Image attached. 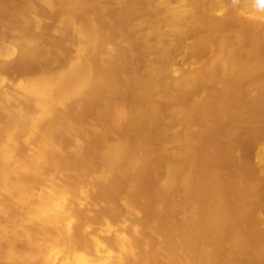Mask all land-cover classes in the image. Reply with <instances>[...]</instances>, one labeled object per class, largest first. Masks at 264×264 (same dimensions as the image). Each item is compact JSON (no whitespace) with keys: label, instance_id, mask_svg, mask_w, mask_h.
I'll return each instance as SVG.
<instances>
[{"label":"bare ground","instance_id":"obj_1","mask_svg":"<svg viewBox=\"0 0 264 264\" xmlns=\"http://www.w3.org/2000/svg\"><path fill=\"white\" fill-rule=\"evenodd\" d=\"M115 2L133 15L108 19L104 0H0V264H264V240L252 260L249 239L264 231V143L254 178L233 130L227 169L203 150L211 114L264 90V0ZM223 9L255 26L248 42L243 27L214 37ZM190 26L191 47L214 51L173 76L161 48ZM38 59L39 74L4 87L13 61Z\"/></svg>","mask_w":264,"mask_h":264},{"label":"rangeland","instance_id":"obj_2","mask_svg":"<svg viewBox=\"0 0 264 264\" xmlns=\"http://www.w3.org/2000/svg\"><path fill=\"white\" fill-rule=\"evenodd\" d=\"M116 0H104L105 6L103 13L110 20L120 21L127 20L133 12L129 8L122 9L116 4ZM173 5L178 4V0H170ZM137 11L145 14L148 12V6L145 2L137 3ZM42 8V7H41ZM94 9H90L93 12ZM58 11L45 12V24L54 22L58 17ZM219 28L214 31V37L217 39L221 37H228L232 31L243 27L246 31V39L248 42L250 33L254 30L255 26L249 24L243 15L234 14L227 9L219 10L217 12ZM106 27L110 26V21H106ZM263 27V25H261ZM30 33L35 32L33 25L28 28ZM198 27L190 26L188 31L181 36H174L163 49L166 63L172 71L173 76H178L184 69L188 67H196L203 60L210 57L213 53V49L195 50L191 47L193 41V35L195 32L200 31ZM261 30V29H259ZM258 31V28H257ZM116 37V35L114 36ZM55 42H50V46L53 47ZM260 48L264 53V36L260 39ZM61 51L72 54L74 49L71 44H63ZM151 55L153 53H150ZM149 55V54H148ZM138 69L142 67V60L136 61ZM43 61L41 59L34 61H13L12 64L5 71L7 77V83L4 87L8 89L13 88V84L28 74L37 75L43 69ZM52 72L56 70V65L50 68ZM255 89V88H254ZM245 88L242 91V100L239 103L238 109L229 111L226 116L218 118L215 114H211L209 117L212 123L205 134V141L203 150L211 151L213 159L224 169L228 168L227 153L224 151L223 139L227 132L233 130V134L230 137L235 146V154L237 155L239 162L238 167L245 173L248 178H254L262 165L256 162L255 149L259 148L264 143V90ZM255 114L251 123L242 124V118H247ZM241 116V120L239 119ZM170 144V143H168ZM153 174L149 173L145 182H152ZM255 211L264 214V181L259 187V193L254 204ZM181 210V209H179ZM248 221L256 223V216L254 214L248 215ZM258 225V222H257ZM249 239L251 245V258L255 260L257 256V247L264 240V231L258 227H254L249 231ZM221 245L224 246L223 241ZM24 246V245H23Z\"/></svg>","mask_w":264,"mask_h":264}]
</instances>
